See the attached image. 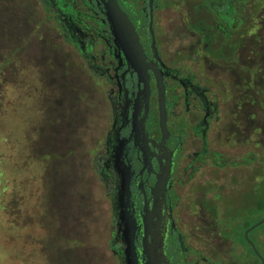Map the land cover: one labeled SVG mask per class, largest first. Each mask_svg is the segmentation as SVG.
<instances>
[{"label":"flooded vegetation","instance_id":"af4514ba","mask_svg":"<svg viewBox=\"0 0 264 264\" xmlns=\"http://www.w3.org/2000/svg\"><path fill=\"white\" fill-rule=\"evenodd\" d=\"M109 2L0 0V70L37 37L39 115L67 124L47 158L91 149L112 264H264V0H116L146 69Z\"/></svg>","mask_w":264,"mask_h":264},{"label":"rangeland","instance_id":"374dc122","mask_svg":"<svg viewBox=\"0 0 264 264\" xmlns=\"http://www.w3.org/2000/svg\"><path fill=\"white\" fill-rule=\"evenodd\" d=\"M36 41L0 70V264H112L104 189L90 166L91 149L79 151L73 168L69 161L59 165L54 154L47 158L42 139L56 141L67 124L49 125L39 115L44 65L27 57ZM102 126L92 123L87 146Z\"/></svg>","mask_w":264,"mask_h":264},{"label":"water","instance_id":"95a60500","mask_svg":"<svg viewBox=\"0 0 264 264\" xmlns=\"http://www.w3.org/2000/svg\"><path fill=\"white\" fill-rule=\"evenodd\" d=\"M109 9H110V14L111 17L115 23V27L117 29V32L120 36H124V38L127 41L126 44V51L128 57L132 60V62L135 64L136 67L146 69L147 68V60L146 56L143 52V49L139 43L138 36L136 33V30L132 24V22L129 20V18L124 14L118 7L116 0H110L109 4ZM159 87L161 89L162 93V99L161 103L164 104L163 102V96H164V85L162 82L159 81ZM164 118V115H163ZM163 124V121H162ZM167 172L168 170L166 167H163L161 169V172L158 176V181L156 184V187L154 189V194L159 195L160 193L163 195L165 191V186L167 184ZM170 172V170H169ZM264 221L256 224L253 226L249 231L256 229L259 227L261 224H263ZM161 253L163 255L164 260L166 261V264H169L167 262V259L164 255L163 249H161Z\"/></svg>","mask_w":264,"mask_h":264}]
</instances>
